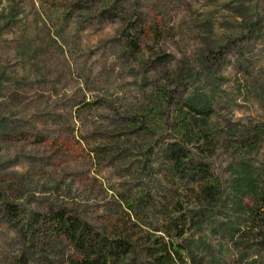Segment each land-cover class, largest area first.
Wrapping results in <instances>:
<instances>
[{
	"label": "rangeland",
	"instance_id": "1",
	"mask_svg": "<svg viewBox=\"0 0 264 264\" xmlns=\"http://www.w3.org/2000/svg\"><path fill=\"white\" fill-rule=\"evenodd\" d=\"M175 141L204 146L222 188L188 246L264 264L261 239L241 237L264 194V0H0V264L73 254L61 240L31 247L5 201L140 237L141 198L172 196Z\"/></svg>",
	"mask_w": 264,
	"mask_h": 264
},
{
	"label": "trees",
	"instance_id": "2",
	"mask_svg": "<svg viewBox=\"0 0 264 264\" xmlns=\"http://www.w3.org/2000/svg\"><path fill=\"white\" fill-rule=\"evenodd\" d=\"M136 45L135 39H131V46ZM180 116L182 137L192 143L195 130L184 113ZM205 136L200 135V140ZM190 147L179 141L166 146L165 153L171 166L167 181L174 190L171 197L160 203L148 195L141 198L139 203L145 213L135 223L138 231H142L140 237L134 232L110 234L64 207L25 217L16 204L5 201L6 213L33 248L45 249L46 243L52 240L68 243L73 254L62 264H225L217 258L207 261L187 244L188 234L209 221L206 205H211L222 191L219 178L204 158L206 148L192 146L193 153ZM126 202L129 210L135 211L134 202ZM191 205L201 208L196 211V208H190ZM245 211L252 227L242 232L241 237L248 249L250 241L256 238L264 244V194H258L256 203ZM150 217L153 219L148 220ZM23 260L21 257V263L27 264Z\"/></svg>",
	"mask_w": 264,
	"mask_h": 264
}]
</instances>
